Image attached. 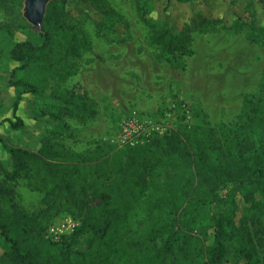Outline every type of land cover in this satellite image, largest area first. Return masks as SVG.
<instances>
[{
    "label": "rangeland",
    "instance_id": "1",
    "mask_svg": "<svg viewBox=\"0 0 264 264\" xmlns=\"http://www.w3.org/2000/svg\"><path fill=\"white\" fill-rule=\"evenodd\" d=\"M109 2L128 25L127 30L124 26L120 29L125 42L117 43L92 18L86 19V13H80L81 4L70 5L74 21L81 24L92 43V51L63 64L62 75L34 68L25 76L37 80L40 93L23 96L18 116L25 126L19 131L3 123L5 119H13L16 90L9 86V77L19 64L0 55L1 135L8 144L35 151L50 137L55 150L86 155L89 164H95L89 168V180L94 187L87 197H79L85 201L81 210L101 206L98 193L106 192L111 194L113 207L126 212L123 221L120 216L112 218L103 237L89 234L81 238L80 245L73 249L77 253L73 257L76 263L121 264L113 257L116 249L124 254L122 258L129 257L125 264H133L131 260L141 250L136 245L144 237L146 247L166 256L161 264H197V256L189 251V239L182 237L168 253L163 240L152 232L164 225L167 218L165 212L149 210L150 204L160 198L178 202L176 206L180 208L188 200L198 207L209 198L207 189L200 193L196 185L189 184L187 168L174 164L164 152L163 140L174 130H197L204 134L216 130L226 134L239 126L246 105L264 98L260 87L264 86V45L250 42L246 31L232 34L217 25L194 35L191 57L170 64L160 57L159 50L150 46L148 30L140 21L135 0ZM247 2L202 0L195 8L196 13L223 17L229 24L235 21V15L249 22ZM257 10L263 23L264 5H258ZM196 13L175 3L165 17L180 26L198 18ZM41 27L31 25L11 35L0 34V49L8 51L24 41L42 45ZM72 95L83 98L95 117L81 119L71 115L73 107L67 102ZM129 122L131 127L126 125ZM0 160L11 167L3 144ZM185 195L188 197L184 202L181 198ZM14 201L28 213L46 211L40 217L45 240H51L48 231L53 226L63 229V236H70L80 224L78 215L50 208L44 195L28 188L26 181L16 186ZM238 203L239 219L249 223L250 213L244 210L243 201ZM1 206L7 213L11 202L2 200ZM213 207L218 213L225 212L224 205ZM182 229L189 238L202 237L208 231L198 214L184 221ZM256 243L264 261V236H259Z\"/></svg>",
    "mask_w": 264,
    "mask_h": 264
},
{
    "label": "trees",
    "instance_id": "2",
    "mask_svg": "<svg viewBox=\"0 0 264 264\" xmlns=\"http://www.w3.org/2000/svg\"><path fill=\"white\" fill-rule=\"evenodd\" d=\"M201 1L174 0L168 3L167 0H135L140 21L148 30V42L160 51L162 59L174 64L191 57L194 54V35L206 33L217 25L232 34L246 31L250 42L264 45V22H260L257 10L258 5H264V0H248L245 11L248 15L250 13V21L235 15L231 24L223 17L214 18L202 11L196 13L195 5ZM74 3L81 4L80 13H86V19L92 18L98 28L108 31L114 41L125 42L120 29L124 26L127 30L128 25L109 0L52 2L40 30L42 45L24 41L11 50L0 49L2 59L19 64L9 77V86L16 90L13 119L3 121L13 131L22 130L25 126L24 120L18 116L23 96L40 93L37 80L25 76L34 68L62 75L63 64L92 51L87 33L81 24L74 21L70 9ZM175 3L192 8L198 18L180 26L167 19L165 15ZM23 4V0H0V15H3L1 35H11L31 27L24 18ZM260 87L264 90V86ZM71 97L67 102L74 108L71 115L81 116V119L95 117L94 110L83 98ZM217 133L216 130L207 134L197 130H174L164 138V152L175 165L187 168L189 184L196 185L195 189H199L200 193L207 189L209 198L195 207L189 204L190 200L185 202L188 197L185 195L181 198L185 202L181 208L176 206L178 202L160 198L150 204L149 210L165 212L167 218L164 225L152 232L163 240L164 250L168 253L182 237L189 239V251L197 256V264H264L256 243L259 236H264V98L246 105L239 126L227 130L226 134ZM1 144L10 157L11 167L0 160L3 176L0 179V264H78L73 260L77 255L73 249L80 245L81 238L89 234L103 237L113 217L120 216L123 221L126 212L113 207L110 193H98L101 206L81 210L85 201L79 197H87L94 187L89 176L95 164L90 165L86 155L59 152L51 145L50 137L44 139L39 151L8 144L0 132ZM20 181H26L28 188L43 194L50 208L78 215L80 224L73 234L62 236L59 241L52 238L45 240L40 217L46 211L28 213L14 201ZM239 199L252 217L249 223L238 217ZM2 200L11 202L7 213L1 206ZM215 205H224L225 212L218 213L213 207ZM194 214L200 215L208 231L202 237L189 238L182 228L184 221ZM143 240L144 237L136 245L141 250L131 262L161 264L166 256L162 251L146 247ZM113 251L114 259L121 264L127 263L128 256L122 258L124 254L120 250Z\"/></svg>",
    "mask_w": 264,
    "mask_h": 264
},
{
    "label": "water",
    "instance_id": "3",
    "mask_svg": "<svg viewBox=\"0 0 264 264\" xmlns=\"http://www.w3.org/2000/svg\"><path fill=\"white\" fill-rule=\"evenodd\" d=\"M54 0H24L23 15L34 27H41L46 17L47 8ZM171 0H167L169 3Z\"/></svg>",
    "mask_w": 264,
    "mask_h": 264
},
{
    "label": "built area",
    "instance_id": "4",
    "mask_svg": "<svg viewBox=\"0 0 264 264\" xmlns=\"http://www.w3.org/2000/svg\"><path fill=\"white\" fill-rule=\"evenodd\" d=\"M131 123L129 122L126 125L131 127ZM135 123H137V121H135ZM152 123L150 122L151 125ZM127 131V130H125ZM49 236L54 240V241H59V239L64 235V231L61 228H58L57 226H53L49 231H48Z\"/></svg>",
    "mask_w": 264,
    "mask_h": 264
}]
</instances>
